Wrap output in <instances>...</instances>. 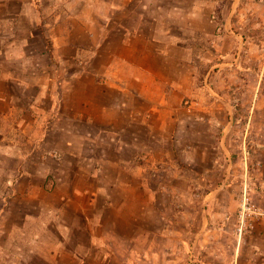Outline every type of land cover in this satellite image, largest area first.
Masks as SVG:
<instances>
[{"label":"rangeland","instance_id":"rangeland-1","mask_svg":"<svg viewBox=\"0 0 264 264\" xmlns=\"http://www.w3.org/2000/svg\"><path fill=\"white\" fill-rule=\"evenodd\" d=\"M8 2L10 37L0 46L10 54H0V68L16 72L14 79L27 77L25 87L11 91L20 115L40 116L43 132L34 140L33 131H13L16 147L0 154V208L12 212L10 226L28 215L25 233L0 234V264L262 261L256 246L264 239L257 231L264 226V0H27L32 7L21 16L19 0ZM142 82L154 99L158 86L171 87L173 112L188 120L184 143L201 129L221 134L226 127L239 132L243 149L204 153L203 145L178 154L166 142L154 159L140 158L142 180L133 177L139 172L133 161L132 170L107 167L122 184L98 182L105 139L82 112L98 116V103L127 96L117 85ZM67 112L75 115L69 137L52 131L56 114ZM177 128L170 125L169 135ZM199 136L203 144L216 142ZM227 176L230 189L222 190ZM228 198L233 207L224 230L211 214L218 199Z\"/></svg>","mask_w":264,"mask_h":264},{"label":"crops","instance_id":"crops-1","mask_svg":"<svg viewBox=\"0 0 264 264\" xmlns=\"http://www.w3.org/2000/svg\"><path fill=\"white\" fill-rule=\"evenodd\" d=\"M8 1L9 0H0L1 13V9L4 10V13H0V41L8 39L7 37H10V35H6L7 30L5 29V27L6 22L11 20L9 19V17L11 16L12 9L14 8ZM35 4L37 5V7L40 6L39 2H36ZM18 5V16L26 14L27 10L31 9L32 7L31 2L29 3L27 2V0H19ZM38 11H40V9ZM26 39L27 38L22 37V40L26 41ZM8 50L9 46H0V54L4 51L8 53ZM14 73L16 72L12 71V69L7 68L6 66L0 68V154H10L12 153L13 148L16 147H13L14 142L11 139V134L13 133V131L20 129L28 135H30L31 131H33L34 135L32 136L34 140L39 139L40 137L38 136V134L41 135L43 132L41 121L38 119L40 116H36V118L34 119H28L25 114L20 115V112L17 111L18 108L16 105L15 96L11 91V86L22 85L25 87L27 85V77H25L24 79H21L20 77L14 79V77H12V74ZM161 84L164 83H160V86ZM116 87L122 92V95L125 94L128 97H123L120 100L117 99V102H115L114 104H107L106 100L101 101L100 103H98V116L92 115L93 117H90L89 114V117H87V114L90 112L86 113L85 110L84 112H82V116H85V118H82L85 119L84 123L88 124L91 121L98 123V134L100 137L105 139V146H103L105 147L103 150L104 154L101 160V165H103L100 168V171L103 170V175H101L102 177L98 180V182H101L106 186H111L113 184H122L119 176H116V178L112 179L109 178L110 174L107 173V167L114 166L120 169L129 167L132 170L133 165L131 163L133 161L137 162V166L139 167V170H137L139 172L134 173L135 176L133 177L135 179L142 180L141 178H139V174H141L142 171L146 168V165L141 164L143 163V161H141L140 158H144L147 161H149V159H154L156 152H164V143L166 142H172V152H176L178 154H188V152L190 151H188L187 148L193 149V151H198V149H200V147H203V145H205L202 148V152L204 153H235L240 151L241 148L243 149V146H240V144L236 143L239 132L231 131V129H226V127L223 129V132L221 134H218V131L216 129H213L212 127L203 131L201 129L198 132L196 131L195 134H188V136L190 137L187 142L184 143L185 141H182L181 133L185 131L183 130L184 126L187 128V125L185 123L188 120L187 118H182L181 116H178L173 112L175 107L170 97L171 87H168L167 89L163 87L162 89V87L158 86V88L161 89L162 93L161 95L156 97L157 99H154V97H152V95H149L146 91V89L150 88L149 84H147L146 82H142L140 88H136L133 86H124V84H119ZM137 101L139 102V104L137 103ZM85 104L88 105L89 103L86 102L83 105ZM87 111H89V109ZM157 112L158 115H155V117L153 116V118L151 119L148 117L151 116V114H155ZM62 119H66L67 123L69 124H67L66 126L61 124ZM155 120H157L158 122H156ZM74 121L75 115L73 113L69 114L67 112L65 118L62 113L61 115L56 114V119L52 131L58 132L61 135L67 137L74 135L75 128L70 125ZM228 121H230L229 124H231L234 120L231 117L230 119L228 118ZM176 123L178 124V128L174 131L173 135H169L170 129L168 128H170V125L172 124L175 127ZM159 134H161V136ZM201 134L205 138L214 137L216 142L210 145L203 144V142L199 140V135ZM91 136V131L87 129V133L84 134V137L90 138ZM111 145L114 146V150L112 153L109 150ZM19 149L22 150L21 147H19ZM67 151H69V149H67ZM199 160L202 161L201 159ZM217 162H219L218 159H216V166L218 165ZM24 175H26V177L30 176V174H28L26 171L22 173V176ZM223 180L224 182L223 184H221V186L223 187L222 190L224 188L229 190L230 182H228V176ZM10 182V177H7L5 183L9 184ZM107 188L108 187H105L103 189L105 194L104 199L110 201L112 199V196L110 192H108ZM222 190L220 187L218 191ZM93 194H95L96 196L92 197L91 201L95 202L99 194ZM1 196V199L3 201L8 200V196H5L3 194H1ZM224 202V200L218 199L217 203L220 204L219 209L213 214H211V211L210 214L211 216L213 215V219L215 218L214 221H218L221 218L225 224L220 226H222L224 230H227L228 228H230V216L232 213L233 204L229 198L227 199L226 204ZM11 213V211L6 210L5 208H0V234H10V232H15V229H17L20 233H25L28 215L25 213L22 214V223H19L18 225L13 224L12 226H10L7 222V218L11 216ZM262 222V225H264V218ZM82 227L84 226L78 227V231H81ZM260 227L261 226L258 224V233H264V226H262L261 230ZM82 231H84V229H82ZM201 232H203V230H201ZM262 237L264 238V235ZM20 240L21 238H19V244L21 243ZM7 241L11 240L7 238ZM263 243L264 239H262V242H258V245L256 246V248L261 251V255H264V249H262ZM199 244H201V247H203L202 242H199ZM2 246H4V243H2ZM198 250H200V246L198 247ZM255 264H264V258L262 261Z\"/></svg>","mask_w":264,"mask_h":264},{"label":"built area","instance_id":"built-area-1","mask_svg":"<svg viewBox=\"0 0 264 264\" xmlns=\"http://www.w3.org/2000/svg\"><path fill=\"white\" fill-rule=\"evenodd\" d=\"M244 205V207H245V204H243ZM243 216V215H242Z\"/></svg>","mask_w":264,"mask_h":264}]
</instances>
